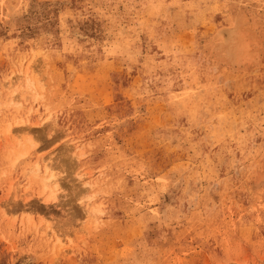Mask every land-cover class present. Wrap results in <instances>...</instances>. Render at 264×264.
Listing matches in <instances>:
<instances>
[{"label": "rangeland", "instance_id": "374dc122", "mask_svg": "<svg viewBox=\"0 0 264 264\" xmlns=\"http://www.w3.org/2000/svg\"><path fill=\"white\" fill-rule=\"evenodd\" d=\"M0 264H264V0H0Z\"/></svg>", "mask_w": 264, "mask_h": 264}, {"label": "bare ground", "instance_id": "6f19581e", "mask_svg": "<svg viewBox=\"0 0 264 264\" xmlns=\"http://www.w3.org/2000/svg\"><path fill=\"white\" fill-rule=\"evenodd\" d=\"M238 16V15H237ZM241 17V16H240ZM234 19L236 17H233ZM232 18V19H233ZM239 18V16L235 19L237 23H234V25L231 28H224V29H218L220 30V34L218 32V37L217 34H215V38L214 39L216 42H213V49L215 51H217L216 53H218V57L222 60H224V64H229L231 63L229 67L232 68V71L234 70H246V68H248L250 65L246 66L244 64H248L249 63H254L255 65H257L259 63V52H258V48L256 45V39L258 40V38H254V34H252L253 36H251L247 30L250 31V29L245 28L242 29V21L240 22V20H237ZM233 19V20H234ZM242 20V17H241ZM232 24V23H231ZM244 24V22H243ZM253 33V30H251ZM217 33V32H216ZM215 43V44H214ZM211 46V44H210ZM212 48V47H211ZM261 57V56H260ZM226 62V63H225ZM228 66V65H227ZM242 67V68H241ZM234 69V70H233ZM29 88V85H28ZM53 178V176H50L49 180ZM45 187V186H44ZM55 199V195L51 194L48 200H54Z\"/></svg>", "mask_w": 264, "mask_h": 264}]
</instances>
